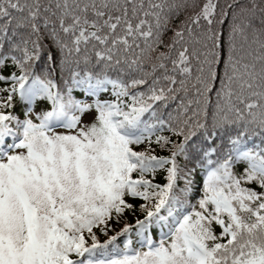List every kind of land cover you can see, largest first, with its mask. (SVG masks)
Masks as SVG:
<instances>
[{"label":"snow or ice","instance_id":"6c2138e0","mask_svg":"<svg viewBox=\"0 0 264 264\" xmlns=\"http://www.w3.org/2000/svg\"><path fill=\"white\" fill-rule=\"evenodd\" d=\"M0 264H264V0H0Z\"/></svg>","mask_w":264,"mask_h":264},{"label":"trees","instance_id":"16d2710c","mask_svg":"<svg viewBox=\"0 0 264 264\" xmlns=\"http://www.w3.org/2000/svg\"><path fill=\"white\" fill-rule=\"evenodd\" d=\"M129 219H131V216H129ZM104 237H103V235L101 234V239H103Z\"/></svg>","mask_w":264,"mask_h":264}]
</instances>
